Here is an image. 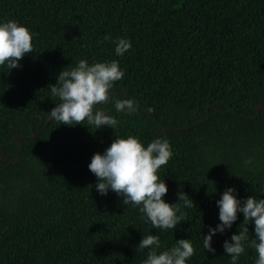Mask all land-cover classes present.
Instances as JSON below:
<instances>
[{
	"label": "trees",
	"instance_id": "obj_1",
	"mask_svg": "<svg viewBox=\"0 0 264 264\" xmlns=\"http://www.w3.org/2000/svg\"><path fill=\"white\" fill-rule=\"evenodd\" d=\"M9 20L30 29L33 52L0 66V264H143L150 234L158 252L191 240L186 264H232L225 241L245 227L255 239L254 221L238 213L213 236L215 253L203 236L221 223L228 188L264 199V0H0V23ZM120 38L131 48L117 56ZM80 60H116L125 73L96 106L115 129L50 118L59 98L48 86ZM128 98L136 110L118 112L115 99ZM116 136L169 141L165 202L180 191L194 201L176 228L155 229L138 206L97 191L89 164ZM257 259L246 243L237 264Z\"/></svg>",
	"mask_w": 264,
	"mask_h": 264
},
{
	"label": "clouds",
	"instance_id": "obj_2",
	"mask_svg": "<svg viewBox=\"0 0 264 264\" xmlns=\"http://www.w3.org/2000/svg\"><path fill=\"white\" fill-rule=\"evenodd\" d=\"M105 39L110 37L105 36ZM115 53L122 56L131 48V41L120 38L116 42ZM33 52V34L30 29L16 20L0 23V66L9 69L20 67L26 55ZM125 73L118 61L96 62L89 64L80 60L71 70H62L57 83L49 85L51 95L59 98V103L50 111L51 119L63 125H94L96 129L108 126L115 129L118 121L104 110H97L99 104H107L114 83L123 79ZM115 109L129 113L134 112L135 103L131 98L115 99ZM173 153L167 139H155L146 147L134 136L117 137L103 154L93 155L89 170L97 177L95 185L101 195H107L109 189L123 197L124 205L138 206L139 211L151 222L155 229H174L183 218L177 215L181 207L190 208L194 201L183 191L178 192L179 202H165L168 186L161 180L159 169L166 165ZM236 190L228 188L222 198L217 201L220 224L211 228L207 236H203V247L207 252L215 253L212 239L217 232L230 229L243 213L245 222L255 223V239H249L248 227L233 234L225 241L224 248L231 257L232 264H237L239 257L245 252V244L255 249L258 254L256 264H264V199L255 196L241 201L234 195ZM138 247L148 249L143 264H186L195 249L188 239L177 240L175 246L160 251L158 235L143 236Z\"/></svg>",
	"mask_w": 264,
	"mask_h": 264
},
{
	"label": "water",
	"instance_id": "obj_3",
	"mask_svg": "<svg viewBox=\"0 0 264 264\" xmlns=\"http://www.w3.org/2000/svg\"><path fill=\"white\" fill-rule=\"evenodd\" d=\"M261 108H264V104H261V103H260V104H258V113L260 112V109H261ZM208 115H209V113H208ZM198 121H204V119H200V120H198ZM193 124H194V123H193ZM189 126H190V125H189ZM189 126H188V127H189ZM20 142H22V140H20Z\"/></svg>",
	"mask_w": 264,
	"mask_h": 264
}]
</instances>
